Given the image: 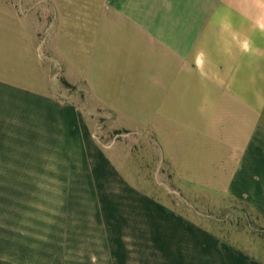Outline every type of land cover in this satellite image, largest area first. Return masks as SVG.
<instances>
[{
  "label": "crops",
  "instance_id": "obj_1",
  "mask_svg": "<svg viewBox=\"0 0 264 264\" xmlns=\"http://www.w3.org/2000/svg\"><path fill=\"white\" fill-rule=\"evenodd\" d=\"M29 18L56 56L57 44H83L70 81L83 85L84 122L151 133L161 179L184 199L238 200L264 215V0H0V43L16 56L21 40L22 58ZM108 157L69 163L75 174L46 191L40 229L65 242L23 244L0 264H264L131 188L119 172L128 156Z\"/></svg>",
  "mask_w": 264,
  "mask_h": 264
},
{
  "label": "rangeland",
  "instance_id": "obj_2",
  "mask_svg": "<svg viewBox=\"0 0 264 264\" xmlns=\"http://www.w3.org/2000/svg\"><path fill=\"white\" fill-rule=\"evenodd\" d=\"M26 24L24 58L21 40L16 56L11 42L0 43V79L18 87L7 90L0 83V261L21 258L23 244L65 242V235L40 229V221L51 217L44 209L46 191L75 174L66 170L69 163L107 162L117 153L128 156L119 172L134 185L131 188L264 260V215L254 205L215 196L184 199L181 188L162 181L161 155L151 133L126 134L99 117L84 122L87 110L77 90L83 85L70 81L80 77L83 44H57L63 55L56 56L49 37L34 41L32 19ZM3 38L9 41L0 34V42ZM81 128L90 134L89 140ZM157 239L154 259L162 258ZM136 255L143 257L144 252L137 250Z\"/></svg>",
  "mask_w": 264,
  "mask_h": 264
}]
</instances>
